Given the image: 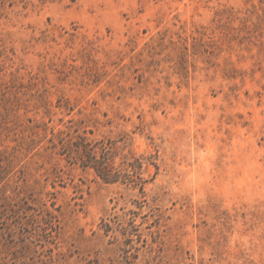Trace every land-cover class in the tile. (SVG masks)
Here are the masks:
<instances>
[{
  "label": "rangeland",
  "instance_id": "374dc122",
  "mask_svg": "<svg viewBox=\"0 0 264 264\" xmlns=\"http://www.w3.org/2000/svg\"><path fill=\"white\" fill-rule=\"evenodd\" d=\"M0 264H264V0H0Z\"/></svg>",
  "mask_w": 264,
  "mask_h": 264
},
{
  "label": "trees",
  "instance_id": "16d2710c",
  "mask_svg": "<svg viewBox=\"0 0 264 264\" xmlns=\"http://www.w3.org/2000/svg\"><path fill=\"white\" fill-rule=\"evenodd\" d=\"M79 138L76 149L79 152L78 163L82 167L92 168L94 172L105 182H121L139 187L143 191L146 180L141 177L142 162L139 158L123 156L116 164L117 152L112 142L97 141L84 142Z\"/></svg>",
  "mask_w": 264,
  "mask_h": 264
}]
</instances>
